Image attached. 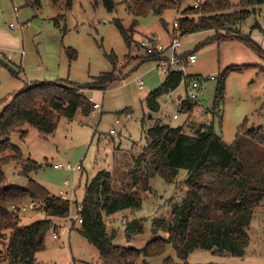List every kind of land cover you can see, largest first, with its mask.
I'll return each mask as SVG.
<instances>
[{
  "label": "rangeland",
  "instance_id": "obj_1",
  "mask_svg": "<svg viewBox=\"0 0 264 264\" xmlns=\"http://www.w3.org/2000/svg\"><path fill=\"white\" fill-rule=\"evenodd\" d=\"M115 1L116 8L110 12L100 0H72L69 7L66 0H40L39 4L34 0H0V28L13 37L15 44L1 49L0 57L17 71L14 75L0 65V112L12 94L23 89L26 83L57 80L78 84L92 82L100 74L112 70L110 53L113 52L117 58V79L103 90H82L92 103L100 104V109L94 110L92 106L87 117L78 113L72 120L60 116L55 131L46 136H41L27 123L10 135V141L20 149V156L31 158L40 165L29 173V177L45 186L52 195L59 196L62 191L70 199V217L77 216L86 184L99 171H109L117 188H134L129 172L134 170L137 156L150 141L147 129L155 123L182 124L188 133H193L191 127L206 124V128L211 126L229 144L244 121L245 128L253 126L264 130V56L258 53L260 48L264 53V11H261L264 4L243 7L239 0H229L230 7L225 12L248 8L252 13L244 20L227 23L218 31L209 29L178 36L181 46L177 53H196V61L186 65L185 73L200 81L197 99L186 100L183 81L173 91L161 94L159 110L151 112L147 110L144 99L160 89L166 74L159 62H141L140 58L146 54L147 46L156 44L163 46L162 55L168 56L170 49L167 46L175 36L172 33L174 20H178L183 10L195 18L208 14L204 11L206 0H175L178 5L161 14L149 12L137 17L138 25L130 46L124 42L114 20L119 19L128 28L134 16L126 9L127 2ZM195 2L197 7L193 6ZM190 7L195 8L192 13L188 12ZM54 18L58 19V25L54 24ZM215 34L223 40L196 49L205 38ZM242 35L256 38L258 48L243 43L240 40ZM69 48L77 53L71 61L66 53ZM231 66L239 70L225 75L223 98H218L219 72ZM203 75H213L215 79H205ZM139 79L143 81L142 88L138 86ZM183 101L195 103L191 112L181 111ZM116 118L119 123H115ZM21 132L26 134L20 136ZM58 162L81 163V169L54 168ZM20 169L15 161H11L4 166V174L9 184L26 187L28 178L20 175ZM186 176L184 169L178 170L171 182L153 175L147 181L148 189L139 190L142 199L139 209L127 208L104 216L107 232L115 234L114 243L142 248L155 236L166 238L164 231L153 233L152 220L170 217L171 207L181 203L188 189ZM142 184L140 180L135 187ZM29 202L28 199L23 201ZM19 216L22 224H27L43 218L44 214L38 209L27 208ZM134 218L142 219L144 229L127 240L125 227ZM52 220L55 230L46 234L44 249L35 255L39 264L101 262L96 247L79 232L77 221L71 222L68 217ZM61 227L58 237L53 238V231H59ZM249 228L251 241L242 257L211 249H195L187 256V263L264 264V201L255 209ZM166 256L181 262L168 243L162 253L147 258L148 264H164Z\"/></svg>",
  "mask_w": 264,
  "mask_h": 264
},
{
  "label": "trees",
  "instance_id": "obj_2",
  "mask_svg": "<svg viewBox=\"0 0 264 264\" xmlns=\"http://www.w3.org/2000/svg\"><path fill=\"white\" fill-rule=\"evenodd\" d=\"M56 1V0H54ZM72 0H66V6ZM126 9L134 19L126 28L119 19L114 23L126 45L130 46L132 34L138 25L137 17L149 12L161 14L176 7L175 0H124ZM243 7L261 5L264 0H239ZM107 11L116 8L115 0H100ZM39 4L40 0H34ZM177 4V5H175ZM179 7V6H178ZM230 7L229 0H206L204 11L208 14L195 18L186 10L173 27L175 36L214 29H223L227 23L244 20L252 13L242 8L237 12H225ZM193 7L189 8L192 13ZM59 18V17H58ZM59 24L57 18L53 19ZM161 23L164 24L163 19ZM177 31L179 34H177ZM223 40L217 34L205 38L199 46ZM243 43L258 48V43L250 35L240 37ZM195 50V49H194ZM262 50L258 49L261 54ZM69 60L76 58L73 48L66 50ZM166 59L162 52H146L140 61L159 62ZM112 70L100 74L92 82L78 84L69 80L53 82L34 81L26 83L23 89L13 93L9 103L0 112V262L7 264H39L36 253L44 249L48 232L54 230L52 218H65L70 211V202L52 195L49 190L29 177L31 171L40 165L31 158L23 159L18 146L10 141V135L27 123L37 129L41 136L53 133L60 116L72 120L81 113L87 117L93 103L82 90H103L118 78L117 58L109 54ZM0 65L7 67L14 75L17 71L0 57ZM226 67L219 72L217 97L223 98L225 75L238 68ZM183 79L181 71L166 74L159 90L149 93L144 101L147 110H159V97L176 89ZM195 103L183 101L181 111L191 112ZM242 122L229 144L206 124L192 128L188 133L184 126H170L155 123L146 134L149 143L137 156L134 170L129 172L134 188H117L109 171H99L85 187L78 213L82 219L79 232L96 247L101 262L99 264H148L147 258L162 253L168 243L173 247L180 263L171 256L163 259L164 264H188L187 256L195 249H211L242 257L251 241L249 224L255 209L264 201V130L247 127ZM190 127V125H188ZM26 132H21L23 136ZM15 161L20 166V175L28 178L27 186L9 184L4 174V166ZM187 171L185 183L188 187L185 197L170 209V217L154 218L153 233L164 231L167 237L155 236L144 247L123 246L114 243L115 234L107 232L104 216L123 209H139L142 199L139 190L148 189L147 181L158 175L171 182L178 170ZM140 178V179H139ZM142 185L135 187L138 181ZM35 201L43 218L22 224L19 214L12 205L25 200ZM76 203V202H75ZM144 223L140 218L127 222L125 238L131 240L142 233Z\"/></svg>",
  "mask_w": 264,
  "mask_h": 264
},
{
  "label": "built area",
  "instance_id": "obj_3",
  "mask_svg": "<svg viewBox=\"0 0 264 264\" xmlns=\"http://www.w3.org/2000/svg\"><path fill=\"white\" fill-rule=\"evenodd\" d=\"M194 7H197L198 4L197 2H195L193 4ZM11 25V24H10ZM173 27H177V20L173 22ZM181 46V42L180 39L178 38V36H174L169 45L167 46L168 49H170V54L168 56H165L166 59L160 60L159 61V66L161 68V70L165 73V74H169L171 71H181L183 73V79L181 82H185V89H186V100H195L197 99V90L199 88L200 85V81L198 80L197 77L193 78L191 77L189 74L185 73V67L188 64H192L196 61V54L195 53H190V54H186V55H182L177 53V49ZM159 51V52H164L165 48H163V46H161L160 44H156L155 46H147L146 47V51L152 52V51ZM205 79H215V76L210 75V76H206L203 75ZM139 88L143 87V81L141 79H139L137 81ZM91 98V97H90ZM93 108L94 110L100 109V104L98 102H94L93 103ZM120 120L118 118L115 119V123H119ZM111 133H114V130L111 129ZM54 168H65L67 170H80L81 169V163H76V164H71L69 162L63 164L61 162L55 163L53 165ZM64 192H60L59 197L63 198V199H68L64 194ZM37 207V203L35 201H30L29 203H22V204H18V205H12L11 209L14 213L20 214L21 212L25 211L27 208L29 209H35ZM81 205L79 204V206L77 207V216L74 217H70V211L69 214L66 216L68 217L69 221L73 222V221H77L78 224H80L82 222V219L78 213V210L80 209ZM55 230V229H54ZM62 230V227L59 228V231H53L52 233V237L53 238H57L58 237V232H60Z\"/></svg>",
  "mask_w": 264,
  "mask_h": 264
},
{
  "label": "crops",
  "instance_id": "obj_4",
  "mask_svg": "<svg viewBox=\"0 0 264 264\" xmlns=\"http://www.w3.org/2000/svg\"><path fill=\"white\" fill-rule=\"evenodd\" d=\"M264 4V3H263ZM261 11H264L263 10V6H261ZM176 21V19L174 20ZM259 28H261V25H259ZM12 36L9 35L8 33L4 32L1 28H0V50L1 49H5V48H9V47H13L14 42L12 40ZM256 42H257V39L256 38H253ZM258 43V42H257ZM261 49V48H260ZM192 53H195L192 52ZM196 54V53H195ZM261 54H263L262 56H264V53L261 52ZM181 97V95H178V98Z\"/></svg>",
  "mask_w": 264,
  "mask_h": 264
}]
</instances>
